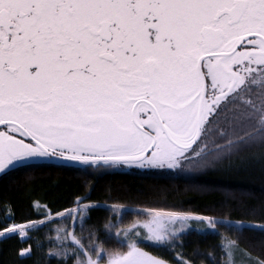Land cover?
I'll use <instances>...</instances> for the list:
<instances>
[{
    "label": "snow or ice",
    "instance_id": "snow-or-ice-1",
    "mask_svg": "<svg viewBox=\"0 0 264 264\" xmlns=\"http://www.w3.org/2000/svg\"><path fill=\"white\" fill-rule=\"evenodd\" d=\"M50 166L264 177V0H0V176ZM84 187L67 208L0 203V244L19 238L23 259L46 241L56 264H204L184 250L198 226L221 235L215 264H264V240L253 256L242 239L264 209L259 224L175 206L125 223Z\"/></svg>",
    "mask_w": 264,
    "mask_h": 264
},
{
    "label": "trees",
    "instance_id": "trees-1",
    "mask_svg": "<svg viewBox=\"0 0 264 264\" xmlns=\"http://www.w3.org/2000/svg\"><path fill=\"white\" fill-rule=\"evenodd\" d=\"M87 172L84 174L76 169L50 166L0 176V203H16L25 213L29 198L41 199L42 202L56 201L54 206L57 209L67 208L76 195L87 191L84 187L87 184L91 188V200H108L117 206H127L128 211L123 213L125 223L139 218L133 211L135 209L172 206L209 217L226 215L232 220L253 224L262 222L264 177L258 170L232 178L214 175L202 180L176 179L169 173L138 168L89 169ZM209 180L213 183H208ZM22 197L26 198L20 203L19 198ZM107 215L105 209H96L92 212V221L102 223ZM242 231V239L253 250V256L260 255L264 232L255 227ZM221 233H224L223 229ZM45 235V232L40 233L42 241ZM184 242V250L190 255H196L204 264H215L216 246L221 243L220 234L200 230L197 226L185 235ZM21 243L19 238H15L0 244V264H56L55 259H49L44 254L46 241L44 251L38 250L30 258L23 259L16 255Z\"/></svg>",
    "mask_w": 264,
    "mask_h": 264
},
{
    "label": "rangeland",
    "instance_id": "rangeland-1",
    "mask_svg": "<svg viewBox=\"0 0 264 264\" xmlns=\"http://www.w3.org/2000/svg\"><path fill=\"white\" fill-rule=\"evenodd\" d=\"M132 168H136L137 169V167H123V168H117V169H121V170H129V169H132ZM139 169V168H138Z\"/></svg>",
    "mask_w": 264,
    "mask_h": 264
}]
</instances>
